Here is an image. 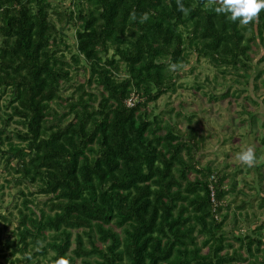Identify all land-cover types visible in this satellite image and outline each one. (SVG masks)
<instances>
[{"label": "trees", "instance_id": "1", "mask_svg": "<svg viewBox=\"0 0 264 264\" xmlns=\"http://www.w3.org/2000/svg\"><path fill=\"white\" fill-rule=\"evenodd\" d=\"M70 2L65 11L51 0H0V102L11 97L0 103V159L9 183L35 187L18 189L13 237H3L11 217L0 213V264H54L60 255L71 264H264L263 225L236 237L247 257L223 253L228 215L219 216L236 184L224 187L230 173L216 180L212 161L199 166L206 137L171 124L163 113L173 109L146 110L175 90L173 71L192 47L248 70L251 44L264 43V10L245 25L217 14L220 0ZM67 22L77 26L71 60L89 73L72 96ZM245 111L254 122L256 110Z\"/></svg>", "mask_w": 264, "mask_h": 264}, {"label": "rangeland", "instance_id": "2", "mask_svg": "<svg viewBox=\"0 0 264 264\" xmlns=\"http://www.w3.org/2000/svg\"><path fill=\"white\" fill-rule=\"evenodd\" d=\"M51 2L65 11L69 10L68 7L71 9L75 7L70 0L65 2L51 0ZM80 22L79 18L77 24ZM61 26L64 31L63 40L70 47V51L64 53L68 62L72 64L73 78L68 84L65 83L64 94L72 96L76 86L85 82L89 73L82 66H75L71 60V55L76 52L77 26L68 22ZM251 45L246 59L251 64L248 70L237 69L232 65H217L207 58L200 57L196 47H192L187 61L173 71L176 79L175 90L163 95L156 105L150 103L146 108L150 114L173 109V112L163 113L171 124H175L185 133L191 124L199 135L206 137L204 147L196 155L199 166L203 167L212 161L215 169L219 171V175L215 173L216 180L218 176L222 177L225 173H230L229 178L224 182V187L230 189L236 184L232 191L234 193L225 200L223 216H219L225 218V214L228 215L223 230L227 242L233 245H227L223 253H232L237 249L246 257L247 247L246 245L240 247L241 242L236 237L244 238L248 234L252 235L257 225L264 226V43L258 39ZM60 48L64 51L66 46L63 44ZM229 88L230 94L222 97ZM212 95L215 96L214 99ZM5 98L8 99L2 100L1 104L9 103L10 92ZM53 106L59 111L63 110L56 103H53ZM245 110H256L257 117L254 122H250ZM183 115L187 118L182 117ZM192 117V122L188 121V118ZM244 118L246 120L242 121ZM12 126L17 125L12 123ZM247 147H252L256 155L251 166L242 163L239 159L240 151ZM12 164H16V161ZM5 165L6 161L0 159V213L11 217L3 237H13V231L19 222L18 208L15 204L23 207L18 189L22 188L28 193L30 190L35 191V187L29 189L25 184L18 186L15 182L9 183L12 173L5 170ZM259 166L263 167L261 170L263 173H260ZM207 174L205 173L204 176ZM33 198L36 205L47 208L43 203L47 200L46 196L36 195ZM242 202H246L245 208L239 210L238 206ZM4 224L6 223H2V228ZM201 239L202 236L199 235V240ZM263 246L264 243L262 248ZM203 251L206 252L207 248ZM3 252L10 255V250L5 249ZM51 253L50 251L47 258H50ZM77 263L81 264L79 260ZM40 264H48V260L43 259ZM237 264H247V262L240 261ZM258 264H261L259 259Z\"/></svg>", "mask_w": 264, "mask_h": 264}, {"label": "clouds", "instance_id": "3", "mask_svg": "<svg viewBox=\"0 0 264 264\" xmlns=\"http://www.w3.org/2000/svg\"><path fill=\"white\" fill-rule=\"evenodd\" d=\"M214 10L234 22L246 25L264 10V0H220ZM239 159L242 163L251 166L256 159L254 149L247 147L241 150ZM54 264H71V260L67 255H60L55 259Z\"/></svg>", "mask_w": 264, "mask_h": 264}, {"label": "built area", "instance_id": "4", "mask_svg": "<svg viewBox=\"0 0 264 264\" xmlns=\"http://www.w3.org/2000/svg\"><path fill=\"white\" fill-rule=\"evenodd\" d=\"M128 105L129 106L130 105L131 106L134 105V100L133 99H129L128 100ZM212 179H214V181H215V177L214 176H212ZM211 198H212L213 203L215 204L214 210H216L217 205H218V201L216 200V197H215V187H214L213 184H211Z\"/></svg>", "mask_w": 264, "mask_h": 264}]
</instances>
